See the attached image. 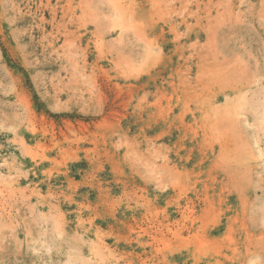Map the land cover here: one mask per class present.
Masks as SVG:
<instances>
[{"label": "rangeland", "instance_id": "rangeland-1", "mask_svg": "<svg viewBox=\"0 0 264 264\" xmlns=\"http://www.w3.org/2000/svg\"><path fill=\"white\" fill-rule=\"evenodd\" d=\"M0 264H264V0H0Z\"/></svg>", "mask_w": 264, "mask_h": 264}]
</instances>
